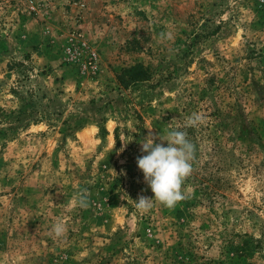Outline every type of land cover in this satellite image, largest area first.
Here are the masks:
<instances>
[{"label": "rangeland", "instance_id": "obj_1", "mask_svg": "<svg viewBox=\"0 0 264 264\" xmlns=\"http://www.w3.org/2000/svg\"><path fill=\"white\" fill-rule=\"evenodd\" d=\"M169 128L211 189L140 212ZM0 264H264V0H0Z\"/></svg>", "mask_w": 264, "mask_h": 264}, {"label": "clouds", "instance_id": "obj_2", "mask_svg": "<svg viewBox=\"0 0 264 264\" xmlns=\"http://www.w3.org/2000/svg\"><path fill=\"white\" fill-rule=\"evenodd\" d=\"M202 123L203 117L193 113L184 122V127H197ZM157 139L161 143H156ZM164 141L167 142V146H164ZM140 145L142 155L137 157L136 163L143 173L144 182L154 193V198L139 196L138 200H134L137 210L148 212L153 207L154 200L172 208L186 199L187 194L182 191V186L192 172L195 152V146L187 138V133L179 128H169L163 136L160 134L154 136L150 131L146 137H143ZM76 204L85 207L86 197L80 195L76 199ZM51 232L55 239H61L66 234V225L57 221Z\"/></svg>", "mask_w": 264, "mask_h": 264}, {"label": "trees", "instance_id": "obj_3", "mask_svg": "<svg viewBox=\"0 0 264 264\" xmlns=\"http://www.w3.org/2000/svg\"><path fill=\"white\" fill-rule=\"evenodd\" d=\"M148 77V72L147 69L140 63H137L131 67H129L128 69H125L123 74L119 77V84H123V86H128L130 83L132 82H136V81H142L145 80ZM213 110L210 111V113H213ZM208 124V122L206 123ZM202 125L200 124L199 127H201ZM194 127H189L188 130L189 131H193ZM188 138V137H187ZM166 146V145H164ZM196 152L194 153V159L192 161V172L189 175L191 177L192 180H194L195 182L200 183L202 186V188H204V190H210V185L203 179L202 176L206 177L207 173H209L208 171H206V168L203 170V173L201 175V177L198 176V163L196 162ZM211 174V173H210Z\"/></svg>", "mask_w": 264, "mask_h": 264}]
</instances>
